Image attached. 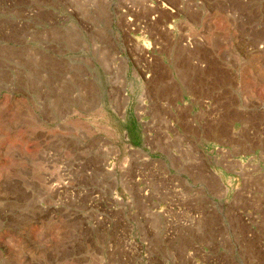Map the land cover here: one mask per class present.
I'll use <instances>...</instances> for the list:
<instances>
[{
  "label": "rangeland",
  "instance_id": "obj_1",
  "mask_svg": "<svg viewBox=\"0 0 264 264\" xmlns=\"http://www.w3.org/2000/svg\"><path fill=\"white\" fill-rule=\"evenodd\" d=\"M0 264H264V0H0Z\"/></svg>",
  "mask_w": 264,
  "mask_h": 264
},
{
  "label": "bare ground",
  "instance_id": "obj_2",
  "mask_svg": "<svg viewBox=\"0 0 264 264\" xmlns=\"http://www.w3.org/2000/svg\"><path fill=\"white\" fill-rule=\"evenodd\" d=\"M243 86V88H244V85H242ZM208 108V107H207ZM207 112V111H206ZM203 114V113H202ZM194 114H192V116H193ZM203 115H205V114H203ZM194 117V116H193ZM196 117V116H195ZM195 117H194V119L192 120L193 122H196L197 120L195 119ZM24 234V233H23ZM23 234H22V241H23V243L26 245V246H28V245H30V243H29V241L27 240V237H25V236H23ZM26 235V234H25Z\"/></svg>",
  "mask_w": 264,
  "mask_h": 264
},
{
  "label": "built area",
  "instance_id": "obj_3",
  "mask_svg": "<svg viewBox=\"0 0 264 264\" xmlns=\"http://www.w3.org/2000/svg\"><path fill=\"white\" fill-rule=\"evenodd\" d=\"M207 107H209V106H207Z\"/></svg>",
  "mask_w": 264,
  "mask_h": 264
}]
</instances>
